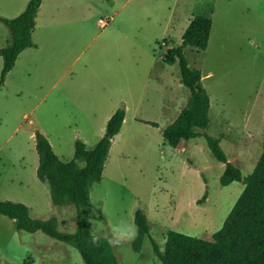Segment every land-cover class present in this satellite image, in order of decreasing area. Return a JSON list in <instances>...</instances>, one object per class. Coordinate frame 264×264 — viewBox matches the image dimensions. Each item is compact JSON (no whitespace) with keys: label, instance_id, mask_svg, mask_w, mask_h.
<instances>
[{"label":"rangeland","instance_id":"obj_1","mask_svg":"<svg viewBox=\"0 0 264 264\" xmlns=\"http://www.w3.org/2000/svg\"><path fill=\"white\" fill-rule=\"evenodd\" d=\"M26 1L0 0V16L17 17L19 4ZM70 1L68 26L49 31L56 39L47 40L38 21L37 48L19 54L3 83L0 56V201L23 204L32 218L53 217L58 232L74 233L73 207L53 206L49 187L36 177L35 133L68 162L76 141L93 148L104 134L106 116L108 121L126 109L101 181L90 189L88 220L93 235L113 241L118 264H161L152 244L162 252L170 231L210 239L243 190L239 183L220 186L224 165L203 137L182 141L175 149L163 140L162 131L190 95L178 82L177 62L165 63L163 57L181 44L195 15L211 19L206 49L186 48L185 57L200 71L209 96L205 132L220 137L229 162L243 176L250 174L264 142V0ZM55 3L47 0L44 8ZM68 11L54 16L66 18ZM98 19L106 27L97 25ZM8 43L9 31L0 22V49ZM158 73L174 91L169 94L176 100L174 110L125 108L122 99L159 102L153 81ZM137 210L149 225L138 253L132 248ZM0 264L84 263L73 247L42 232H19L13 220L0 215Z\"/></svg>","mask_w":264,"mask_h":264},{"label":"trees","instance_id":"obj_2","mask_svg":"<svg viewBox=\"0 0 264 264\" xmlns=\"http://www.w3.org/2000/svg\"><path fill=\"white\" fill-rule=\"evenodd\" d=\"M41 1L28 0L25 9L15 18L0 16V22L9 31L8 45L0 49L3 60L1 83L14 67L19 54L33 46L35 16ZM211 25L210 18L195 15L181 36V44L167 49L163 57L165 63L177 62L181 82L190 95L176 119L162 131V138L175 149L182 141L203 137L212 156L224 165L219 177L220 186L239 183L243 185V190L221 228L210 239L170 231L162 252L156 245L152 246L161 264H264V142L253 171L243 176L223 153L221 138L205 132L209 125V96L202 86L200 71L189 66L184 53L186 48L206 49ZM124 118L123 109L115 111L106 123L103 136L91 149L76 141L73 159L68 162L61 161L55 155L45 136L35 133L34 147L38 156L36 177L49 187L53 206L73 207L76 222L74 233H60L55 218H32L25 205L8 200L0 201V215L13 220L19 232H42L73 247L84 264H118L107 239L93 235L88 214L91 207L90 189L101 181L111 142L119 133ZM145 123L157 127L155 122ZM205 197L206 193L202 199ZM134 224L137 235L132 248L138 253L143 239L149 236L148 221L142 211L135 212Z\"/></svg>","mask_w":264,"mask_h":264},{"label":"crops","instance_id":"obj_3","mask_svg":"<svg viewBox=\"0 0 264 264\" xmlns=\"http://www.w3.org/2000/svg\"><path fill=\"white\" fill-rule=\"evenodd\" d=\"M46 1L47 0L41 1V5H40V7L37 11V14L35 16V29L32 33L33 46L30 48H27V49L37 48V44L34 42V35H35L36 30L38 28V21L41 25V29L46 32L45 38L47 40H51V39H56V34H55L56 31H59V29L62 26H64V27L68 26V24L70 23V18L73 17V13H70V11H68V10H71L73 8L70 0H56L55 4H51L48 8H44V4ZM91 1L94 2V0H91ZM27 2L28 1L19 4L18 11H17L18 14H20L25 9ZM60 10L68 11V12H66L67 14H65V16H67L66 18H61V16H57V17L54 16V14L55 13L58 14L60 12ZM191 20H189L188 25L190 24ZM100 21H101V19H98L96 21V24L100 25V27H106L107 22L103 21V23H104L103 24ZM188 25H187V27H188ZM51 30L55 31V33L54 32L49 33V31H51ZM153 77H154L153 81L157 86L155 92L157 93L156 95L159 98L158 99L159 102L153 103L152 100H149L145 97L139 98L135 103L128 102L126 99H122V102H123L125 108H128L129 105H133V106L135 105V106L146 108V109L147 108L148 109H157L158 111L164 112L165 114L169 113L171 110H174L175 105H176V100H175V98L170 99V96H169V94H172L174 92L171 89V85L165 82V78H164L163 73H158V74L154 75ZM179 78H180V80L178 82H180L182 84L180 73H179ZM173 83H174V80H173ZM152 106H154L155 108H153ZM108 119H109V117H108ZM124 120H126V109H125ZM139 121L142 122L144 120L139 119ZM106 122H107V116H106ZM144 122H151V121H144Z\"/></svg>","mask_w":264,"mask_h":264},{"label":"clouds","instance_id":"obj_4","mask_svg":"<svg viewBox=\"0 0 264 264\" xmlns=\"http://www.w3.org/2000/svg\"><path fill=\"white\" fill-rule=\"evenodd\" d=\"M110 244H114L112 240L109 241Z\"/></svg>","mask_w":264,"mask_h":264},{"label":"built area","instance_id":"obj_5","mask_svg":"<svg viewBox=\"0 0 264 264\" xmlns=\"http://www.w3.org/2000/svg\"><path fill=\"white\" fill-rule=\"evenodd\" d=\"M100 22H102L103 23V20H101ZM104 24V23H103Z\"/></svg>","mask_w":264,"mask_h":264}]
</instances>
